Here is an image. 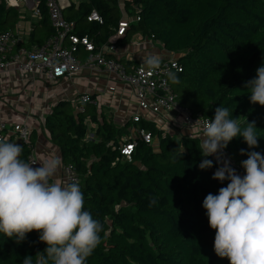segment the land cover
<instances>
[{"label": "trees", "instance_id": "1", "mask_svg": "<svg viewBox=\"0 0 264 264\" xmlns=\"http://www.w3.org/2000/svg\"><path fill=\"white\" fill-rule=\"evenodd\" d=\"M48 1L39 0L41 19L19 47L42 46L55 34ZM119 5L118 0L82 1L78 6L72 4L64 16L76 22L79 36L94 41L96 50L117 33L122 18L131 22L139 17L114 44L123 46L140 35L175 54L182 71L173 72L178 82H169L178 105L194 118L209 120L222 105L242 127L246 120L255 122L261 136L258 147L250 149L238 136L224 149L245 174L241 162L248 158L247 152L264 155V106L251 103L245 88L264 66V0H129L122 1L125 12ZM94 10L101 21L88 22ZM19 19L20 12L0 0V34L14 32ZM87 54L78 47L82 61ZM120 62L127 69L140 65ZM132 126L149 132L156 143L129 136ZM44 128L59 150L63 166H72L80 179L84 210L102 224L101 242L86 264H230L214 251L215 230L203 208L205 197L218 194L228 181L212 179L220 166L213 156L206 157L213 167L199 168L205 157L198 138L172 136L143 118L119 127L93 103L79 111L67 99L52 107ZM90 134L92 139H88ZM35 141L33 133L21 145L20 158L25 162L34 152ZM129 142L136 146L131 160L126 161L121 148ZM46 247L36 231L20 243L0 233V264H22L25 256H32L35 262L37 252Z\"/></svg>", "mask_w": 264, "mask_h": 264}, {"label": "clouds", "instance_id": "2", "mask_svg": "<svg viewBox=\"0 0 264 264\" xmlns=\"http://www.w3.org/2000/svg\"><path fill=\"white\" fill-rule=\"evenodd\" d=\"M141 64L154 72L161 67L157 53L141 55ZM176 83L175 73H168ZM250 101L264 106V66L256 78L248 81ZM192 138L200 140L199 150L205 157L200 169L213 167L206 157L215 156L220 165L212 179L228 181L218 194L209 193L203 200L208 223L215 230L214 251L230 264H264V155L247 152L241 162V177L224 155L229 142L240 136L248 147H258L261 137L255 122H238L229 109L220 105L214 119L201 117L189 126ZM23 147L0 138V233L24 241L28 233H39V241L47 245L44 252L25 256L22 264H86V259L101 242L102 224L84 210V195L78 183H61L57 178L63 167L60 156L42 162H25ZM244 155L245 150L241 149ZM39 164L38 167L34 165Z\"/></svg>", "mask_w": 264, "mask_h": 264}, {"label": "built area", "instance_id": "3", "mask_svg": "<svg viewBox=\"0 0 264 264\" xmlns=\"http://www.w3.org/2000/svg\"><path fill=\"white\" fill-rule=\"evenodd\" d=\"M24 1L34 16L41 19L39 0ZM122 1L129 0H118L119 3ZM17 2V0H5L8 8H16ZM70 5V0H49L47 2L49 19L55 34L42 46L31 49L19 47L24 40L18 31L0 34V74L12 68L14 62H16V70L28 73L41 72L49 80L75 78L83 68L103 71L115 75L120 82L131 86L142 101L151 98V111L156 116H167L169 112L175 111L177 113L175 122L189 130V126L199 118H194L188 109L177 104L176 95L172 90L168 77L169 72L182 71V67L178 63V57L172 54L169 59L163 60L160 69L154 72H149L142 64L134 66L129 71L123 63L110 58V54L116 52L114 41L127 33L132 21L136 23L140 18L134 16L131 22L122 18L117 33L110 39L111 41L96 50L94 41L89 37L79 36L76 30V22L68 20L64 16V10ZM119 8L121 12H125L121 5H119ZM87 20L88 22L101 21V16L98 11L94 10ZM78 47L83 48L88 53L84 61L77 55ZM88 103H93L89 94H82L75 100L76 108L79 111H83L84 105ZM140 119L141 116L135 114L132 116L131 121L137 123ZM30 135L31 129L25 124H14L11 127L0 124V138L11 140L10 142L14 141L13 143H15L16 140H19L22 142L20 145H24L30 140ZM129 136L132 138L138 137L150 145L156 143V139L149 132L140 130L135 126L130 128ZM92 138L93 135L90 134L88 139ZM126 138L123 139L124 142L127 141ZM135 146L136 143L132 142L125 143L122 146L121 154L126 161L131 160ZM224 155L230 159L231 166L242 177L244 175L243 171L234 164L230 154L224 150ZM213 157L216 162L215 156ZM33 160L38 162L34 152L30 155L28 162ZM34 167H38V164ZM63 174L65 183L80 182L72 166L64 167Z\"/></svg>", "mask_w": 264, "mask_h": 264}, {"label": "crops", "instance_id": "4", "mask_svg": "<svg viewBox=\"0 0 264 264\" xmlns=\"http://www.w3.org/2000/svg\"><path fill=\"white\" fill-rule=\"evenodd\" d=\"M72 4L74 3L71 2ZM31 13L33 22L29 21L27 14H22L15 30L24 41L29 40L31 32L40 21ZM150 52L159 54L162 61L172 56L161 43L134 35L128 44L116 47V52L110 54V58L119 62L131 61L137 65L142 62L141 55ZM15 67L16 62L7 72L0 74V124L9 127L14 124L27 125L31 134L36 135L34 154L38 162L50 156H60L57 147L48 140L44 128L45 119L52 107L62 99L75 103L82 94L95 96L93 104L119 127L130 121L133 115L139 114L141 118L157 123L159 128L172 136L190 134L187 128L175 122V111L169 112L167 116H156L151 111V98L142 101L131 86L123 84L113 74L83 68L75 78L49 80L41 72H20ZM132 68L128 67V70L131 71ZM63 169L64 166L57 177L61 183H64Z\"/></svg>", "mask_w": 264, "mask_h": 264}, {"label": "rangeland", "instance_id": "5", "mask_svg": "<svg viewBox=\"0 0 264 264\" xmlns=\"http://www.w3.org/2000/svg\"><path fill=\"white\" fill-rule=\"evenodd\" d=\"M18 2H17V5L15 6L17 9H18V11L20 12V17L22 16V14H27L29 17L31 16V10L27 7V5H26V2L24 1V0H17ZM72 3H74V4H76L77 6L79 5V3H81L82 1H84V0H70ZM29 19V21H31V22H33L32 21V17H30V18H28ZM19 21H20V19H19ZM68 100V99H67ZM15 143H17V144H22V142L21 141H19V140H16L15 141ZM63 178H64V174H63ZM65 181V180H64ZM65 183V182H64Z\"/></svg>", "mask_w": 264, "mask_h": 264}, {"label": "water", "instance_id": "6", "mask_svg": "<svg viewBox=\"0 0 264 264\" xmlns=\"http://www.w3.org/2000/svg\"><path fill=\"white\" fill-rule=\"evenodd\" d=\"M68 8V7H67Z\"/></svg>", "mask_w": 264, "mask_h": 264}]
</instances>
